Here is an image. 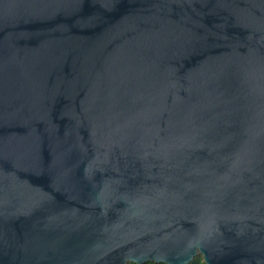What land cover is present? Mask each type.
I'll use <instances>...</instances> for the list:
<instances>
[{"label":"water","instance_id":"obj_1","mask_svg":"<svg viewBox=\"0 0 264 264\" xmlns=\"http://www.w3.org/2000/svg\"><path fill=\"white\" fill-rule=\"evenodd\" d=\"M264 264V0H0V264Z\"/></svg>","mask_w":264,"mask_h":264},{"label":"trees","instance_id":"obj_2","mask_svg":"<svg viewBox=\"0 0 264 264\" xmlns=\"http://www.w3.org/2000/svg\"><path fill=\"white\" fill-rule=\"evenodd\" d=\"M147 264H157V263H147ZM191 264H206V263L204 262L203 257H198Z\"/></svg>","mask_w":264,"mask_h":264}]
</instances>
